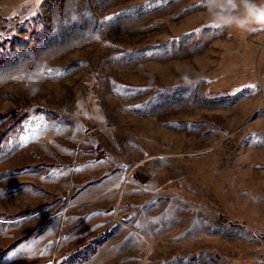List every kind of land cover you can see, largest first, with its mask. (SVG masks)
Wrapping results in <instances>:
<instances>
[{"label": "rangeland", "instance_id": "obj_1", "mask_svg": "<svg viewBox=\"0 0 264 264\" xmlns=\"http://www.w3.org/2000/svg\"><path fill=\"white\" fill-rule=\"evenodd\" d=\"M208 20L0 0V264H264V29Z\"/></svg>", "mask_w": 264, "mask_h": 264}, {"label": "clouds", "instance_id": "obj_2", "mask_svg": "<svg viewBox=\"0 0 264 264\" xmlns=\"http://www.w3.org/2000/svg\"><path fill=\"white\" fill-rule=\"evenodd\" d=\"M199 3L206 9L208 23L215 28H235L242 33L264 29V0H199ZM23 88L29 95H36L40 90L38 83L31 78L23 82ZM75 109L81 119L63 129L64 133L72 132L70 139L79 131L82 120H93L99 124L106 121V117L98 109L88 111L82 98L75 102Z\"/></svg>", "mask_w": 264, "mask_h": 264}, {"label": "snow or ice", "instance_id": "obj_3", "mask_svg": "<svg viewBox=\"0 0 264 264\" xmlns=\"http://www.w3.org/2000/svg\"><path fill=\"white\" fill-rule=\"evenodd\" d=\"M108 19H111V18H108ZM211 27H215L214 25H211ZM258 31V30H257ZM50 71V70H49ZM43 74V73H42ZM33 120H35L37 123H36V127L33 128L32 130L35 132L37 130H39V128L42 126V127H47V124L44 122V118L43 117H33ZM26 249L25 248H21L19 251L20 252H23L25 251ZM18 253L17 252H13L9 257L8 259H12L14 256H16Z\"/></svg>", "mask_w": 264, "mask_h": 264}, {"label": "crops", "instance_id": "obj_4", "mask_svg": "<svg viewBox=\"0 0 264 264\" xmlns=\"http://www.w3.org/2000/svg\"><path fill=\"white\" fill-rule=\"evenodd\" d=\"M260 117H259V114L257 115V113H256L255 122L260 124L258 127H256V130H258L260 133L262 132L263 136H260V138L259 137H257V138L258 139H262V138L264 139V126L262 125V124H264V114H262V117H261L262 120L259 119Z\"/></svg>", "mask_w": 264, "mask_h": 264}]
</instances>
